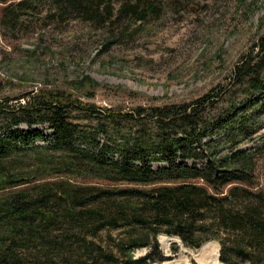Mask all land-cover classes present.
<instances>
[{"label": "trees", "instance_id": "1", "mask_svg": "<svg viewBox=\"0 0 264 264\" xmlns=\"http://www.w3.org/2000/svg\"><path fill=\"white\" fill-rule=\"evenodd\" d=\"M55 2L57 14L75 13L97 23L112 14L107 7L100 14L105 0ZM25 3L15 6L28 12ZM126 6L123 14L144 18L136 5ZM83 82L93 84L88 78ZM229 82L189 104L126 113L82 103L74 91L79 83L73 91L36 89L2 97L0 264L161 263L159 235L177 237L191 249L217 241L221 264H239L249 258L248 250L263 255V195L248 189L253 156L238 149V140L252 136L243 121L257 119L264 109V35ZM38 126L51 132L50 142ZM213 136L216 142L206 146ZM222 143L232 144L221 155L215 150ZM34 151L59 155L66 171H85L104 184L25 187L9 168L18 155ZM243 195L259 203L239 209L237 203L246 199L237 196ZM110 230L121 231L113 236ZM231 235L247 238L241 244L246 245L229 247ZM142 249L147 253L135 258Z\"/></svg>", "mask_w": 264, "mask_h": 264}, {"label": "rangeland", "instance_id": "2", "mask_svg": "<svg viewBox=\"0 0 264 264\" xmlns=\"http://www.w3.org/2000/svg\"><path fill=\"white\" fill-rule=\"evenodd\" d=\"M19 1L0 3V99L36 89L71 91L79 83L74 91L82 103L120 113L189 104L218 85L230 83L235 66L264 35V0H105L99 12L103 14L107 7L111 18L105 15L98 23L75 13L57 14L55 0H24L28 12L15 6ZM126 4L143 10L144 18L138 21L132 14H123ZM85 78L93 84L83 82ZM237 99L245 101L244 96ZM18 102L23 103L22 99ZM258 113L257 119L243 121L252 136L238 140V149L253 156L248 189L261 192L264 203V109ZM21 129L28 131L25 126ZM36 129L50 142L48 129ZM217 139L213 136L204 144L212 145ZM231 144L222 143L215 151L226 153ZM60 164L59 155L34 151L18 155L9 170L25 187L54 182L104 184L85 171H66ZM237 197L246 199L240 200L241 206L235 202L239 209L259 203L254 197ZM120 231L110 233L116 236ZM157 240L165 260L155 264H221L217 241H209L204 252L217 257L205 261L204 245L191 249L166 235ZM246 241L231 235L226 243L234 247ZM146 253L142 249L133 255ZM245 253L249 258L238 260L239 264H264V254Z\"/></svg>", "mask_w": 264, "mask_h": 264}, {"label": "bare ground", "instance_id": "3", "mask_svg": "<svg viewBox=\"0 0 264 264\" xmlns=\"http://www.w3.org/2000/svg\"><path fill=\"white\" fill-rule=\"evenodd\" d=\"M160 241H162V239H160ZM159 241V242H160ZM162 244V243H161ZM209 244H206V245H204L202 248V251H201V254H202V258L204 257V259H205V261L206 260H208V259H210L211 257H214V255H215V257H217L216 256V254H212V253H204V252H206L205 250L208 248L209 249ZM213 249H214V247H213ZM212 250V249H211ZM217 250H215V252H216ZM214 252V251H213Z\"/></svg>", "mask_w": 264, "mask_h": 264}]
</instances>
